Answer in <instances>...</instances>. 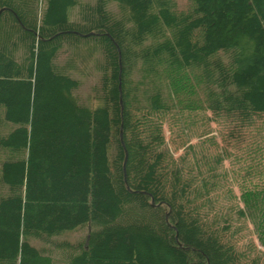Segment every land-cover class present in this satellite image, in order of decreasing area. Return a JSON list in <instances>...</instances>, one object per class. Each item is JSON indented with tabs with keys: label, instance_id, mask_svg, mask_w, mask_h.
Masks as SVG:
<instances>
[{
	"label": "trees",
	"instance_id": "16d2710c",
	"mask_svg": "<svg viewBox=\"0 0 264 264\" xmlns=\"http://www.w3.org/2000/svg\"><path fill=\"white\" fill-rule=\"evenodd\" d=\"M189 1L0 0V264H264L234 241L264 249V164L235 204L223 153L174 159L163 133L191 111L264 123V0Z\"/></svg>",
	"mask_w": 264,
	"mask_h": 264
},
{
	"label": "rangeland",
	"instance_id": "374dc122",
	"mask_svg": "<svg viewBox=\"0 0 264 264\" xmlns=\"http://www.w3.org/2000/svg\"><path fill=\"white\" fill-rule=\"evenodd\" d=\"M175 4L176 9L181 12H186L191 7L189 0H175ZM108 7L110 11L117 12L115 3L109 4ZM37 8L39 13L44 8L42 0H38ZM75 14L77 16V10L72 11V18H74ZM90 70V75L83 80L78 92L80 100L86 105L92 104L90 101V98L93 97L91 87L98 79L97 73L91 68L86 70V72ZM196 77L194 73L187 75L188 80L186 85L192 88L189 89L188 104L190 102L194 104L195 102L192 99L198 95L195 86L197 81ZM263 124L262 119L257 120L254 126L242 130L241 133H237L233 130V124H229L223 119L214 117L209 111H191L190 113L181 115L177 124L175 123L171 128L169 122L164 124L163 133L166 147L174 159L184 154L185 148L188 145H193L195 147L197 156L204 154L209 157H214L223 153L222 156L225 158H223L224 160L218 166L217 170L218 172H221L222 169L226 171V175H221V187H224V190L230 192V194L235 197V199L231 200L236 204L241 190V181L238 174H243L244 170L251 162L250 157H253L257 163H260L259 166L261 169L263 167L262 165L264 163L262 162L261 155L255 154L256 150H260L264 155ZM173 132H175L176 135H174ZM239 205L242 204L238 202L237 206ZM232 209H235V207ZM231 217L234 222L235 220L233 217H235V215ZM84 235V231L79 233L72 232L69 234L68 238L71 241H76L78 239H83ZM235 238H237V240L234 241H237L239 244L238 248L240 251L246 250V252H248L249 247L255 246L256 250L264 253V249L259 246L250 226L246 227V229H242L240 233L235 235ZM253 256H258L257 251L253 252L252 257ZM261 260L264 261V256H261Z\"/></svg>",
	"mask_w": 264,
	"mask_h": 264
}]
</instances>
